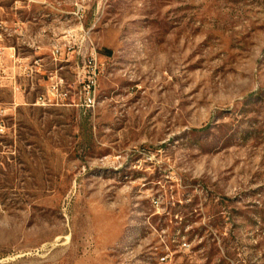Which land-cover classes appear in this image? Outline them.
Masks as SVG:
<instances>
[{"label": "rangeland", "instance_id": "obj_1", "mask_svg": "<svg viewBox=\"0 0 264 264\" xmlns=\"http://www.w3.org/2000/svg\"><path fill=\"white\" fill-rule=\"evenodd\" d=\"M2 22L0 264H264V0H0Z\"/></svg>", "mask_w": 264, "mask_h": 264}, {"label": "crops", "instance_id": "obj_2", "mask_svg": "<svg viewBox=\"0 0 264 264\" xmlns=\"http://www.w3.org/2000/svg\"><path fill=\"white\" fill-rule=\"evenodd\" d=\"M3 25H4V23H3ZM7 29H8L9 35H10V33L12 32V30H11L10 27H7ZM14 33L17 34L19 37L26 39V37H25L26 36V30L24 29V27L18 26L15 29ZM39 37H41V35L40 34H37V36H35V40L32 42V44L28 43L29 42L28 41L27 43L26 42H23V45H26V46L28 45L32 49H41V46L37 45V42H36V39L39 38ZM24 41H26V40H24ZM4 43H5V41L3 40L2 46H1V56L2 57H5V58H8V61L9 62L14 63L15 65H18L20 68L23 67L26 64V62H27L28 59L25 58L20 52H18V51L21 50V47H19V48L15 47V46H9V47H7V46H5ZM54 48H55V46H52L51 47L52 50ZM7 50L11 52L8 55H6V51ZM37 53L38 52H36V54ZM34 62H35V65H40V63L42 62V59L41 58L34 59Z\"/></svg>", "mask_w": 264, "mask_h": 264}, {"label": "built area", "instance_id": "obj_3", "mask_svg": "<svg viewBox=\"0 0 264 264\" xmlns=\"http://www.w3.org/2000/svg\"><path fill=\"white\" fill-rule=\"evenodd\" d=\"M78 15V13H77ZM0 32H8V29L6 26L3 25V23H0ZM2 39V34H0V41ZM57 52L59 53V51L57 50ZM66 96V95H64ZM95 102V80L93 77V81H91V83H89L88 85V89H87V94L85 96V103L87 104V106H91L94 105Z\"/></svg>", "mask_w": 264, "mask_h": 264}]
</instances>
